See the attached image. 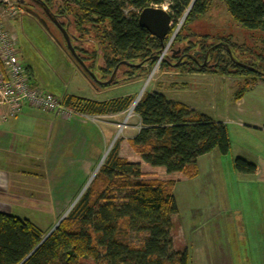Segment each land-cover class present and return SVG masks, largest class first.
Masks as SVG:
<instances>
[{"label":"trees","instance_id":"obj_1","mask_svg":"<svg viewBox=\"0 0 264 264\" xmlns=\"http://www.w3.org/2000/svg\"><path fill=\"white\" fill-rule=\"evenodd\" d=\"M42 1L51 10L52 0ZM167 1L171 4L172 23L168 37L176 28V20L182 22L168 56L159 65L160 72L246 78L235 100L256 81H264L260 74L264 72L260 69L264 58L249 56L248 60H240L236 47L227 39L217 42L227 45L231 58L224 48L216 47L209 52L206 66H198L214 45L207 44V36L196 35L189 29L217 1L224 4L229 17L241 28L263 31L264 0L64 1L57 11L71 18L74 41L92 48L90 51L73 48L84 66L82 75L92 79L97 69L99 81H106L115 67L118 66L117 72L123 69L121 79L105 86L96 83L100 88L147 75L168 37L159 42L138 25L137 16L147 7L161 8ZM17 7L25 9L20 4ZM194 53H197L194 60L187 58ZM99 59L101 64L97 65ZM122 62L139 67L125 66ZM60 101L72 113L103 116L124 112L133 97L93 101L64 94ZM133 112L140 126L128 141L130 149L144 164L162 168L166 174L193 178L197 158L213 151L226 155L230 150L224 124L169 101L159 92H143ZM232 168L243 176L255 173V165L242 158L234 159ZM172 186L171 182L143 179L140 165L121 158L119 144L114 143L87 188L43 242L45 235L31 222L0 213V264H81V259L94 264H187L186 252L174 249L170 235L171 217L177 213Z\"/></svg>","mask_w":264,"mask_h":264},{"label":"rangeland","instance_id":"obj_2","mask_svg":"<svg viewBox=\"0 0 264 264\" xmlns=\"http://www.w3.org/2000/svg\"><path fill=\"white\" fill-rule=\"evenodd\" d=\"M64 1L73 0H52V8L56 9ZM26 3L27 8L41 14L30 1ZM170 5L167 1L161 8L169 14ZM23 7L26 8L25 5ZM9 19L18 59L22 65L31 68V82L46 93L57 98L71 91L98 99L128 95L133 97V103L142 89L143 92L156 91L169 101L180 102L215 122H223L228 132L229 152L219 155L213 151L210 157L198 158L195 177L166 174L162 168L142 165V178L173 184L171 193L177 213L171 217L170 235L174 249L186 252L187 264H220L222 259L227 264H252L255 259L264 264V257L257 258L254 253L256 250L264 252V247L253 248L246 243V239L264 238V184L243 178L232 168L236 158L253 160L264 156V132L250 127L252 123L264 126V89L259 87L247 91L242 103H239V100H235V94L246 78L188 75L171 70L160 72L159 67L129 82L96 87L93 79L82 75L80 65L66 49L61 32L48 19L45 22L46 30L26 15L23 9L16 17ZM67 20L70 21V18ZM181 21L178 19L176 23ZM64 27L66 31L71 28L67 25ZM189 29L196 35L207 36L208 45L227 39L236 47L240 60H248L249 56L264 58V30L249 32L241 28L229 17L224 4L220 2L215 1L209 12ZM83 46L85 50L92 49L91 46ZM100 62L99 59L97 65ZM260 69H264V65L261 64ZM122 71L120 69L116 73V80L123 77ZM93 76L99 81L97 69ZM253 102L263 107L261 117L252 113ZM132 103L116 118L110 134H100L101 140L105 141L100 161L114 143L119 146L123 144L125 134L138 130L133 124L136 118ZM130 124H133V128ZM128 145L123 146V156L130 153ZM53 149L52 140L37 144L35 161H30L35 166L24 167L30 174L14 177L13 183L19 191L14 193L17 198L8 210L9 214L31 222L45 236L61 218L66 217L96 170L95 167L92 174L84 178L79 161L70 163L64 156L58 161L56 156H51ZM64 150L68 159L74 155L72 145H67ZM49 170L53 182L49 181ZM80 263L94 264L89 259H81Z\"/></svg>","mask_w":264,"mask_h":264},{"label":"crops","instance_id":"obj_3","mask_svg":"<svg viewBox=\"0 0 264 264\" xmlns=\"http://www.w3.org/2000/svg\"><path fill=\"white\" fill-rule=\"evenodd\" d=\"M10 20L11 19L8 18L4 19L2 21V27L9 35L13 36V28L9 26ZM23 67L25 68V73L29 80L28 82L33 87H37L31 82V68L25 65H23ZM259 87L264 89V81H256L247 91L258 89ZM142 93L143 92L139 93V95ZM64 94L84 99L90 98L89 100L92 98L93 101H108L115 99H98L80 93L77 94L73 91ZM242 97L239 99V103H242ZM256 103L258 102L256 101ZM252 105V113L254 112L258 117H261L263 115V107L261 104L256 106L253 102ZM2 112L3 111L0 110V213L4 214H9L8 210L10 204L17 198L14 193L19 191L17 186L13 183V180L15 179L14 177L18 174H30L25 170V165H27V167L29 165L35 166V164L30 161H35L37 144L52 140L54 149L51 156H56L58 161L62 159L63 156L67 158L70 163L75 162L76 160L79 161L83 168L81 172L83 173L84 178H88L92 174L93 169L99 166L102 152L101 149L105 144L104 139L103 141L101 140L100 134H110L111 131L114 130L116 118L123 113L103 116H90L73 113L67 118H61L55 113L42 112L29 107H23L15 117L3 119ZM135 118V123L133 124L139 127V120L137 116H135ZM220 123L224 124L223 122ZM133 124H130L129 126L133 128ZM251 126L258 131L264 132V126L261 124L252 123L250 127ZM137 132L138 130L135 132H132L131 130L130 133L123 136V144L121 143L119 146V156L127 160L129 163L139 164L140 167H142V165L146 164H144L131 149L129 154H125V156L122 155L123 146L128 145V141L132 139ZM67 145H72V151L74 153L69 159L64 152ZM210 155H213L212 152L203 156L210 157ZM244 160L255 165V173L251 176L242 175L243 178L264 184V156H258L253 160ZM50 171L51 170L48 171V178L50 182H53V176ZM246 243L253 248L264 247V238L257 240L246 239ZM254 253L257 258L258 256L264 257V252L261 253V251L256 250ZM220 264H227V261L222 259ZM252 264L260 263L258 259H255Z\"/></svg>","mask_w":264,"mask_h":264},{"label":"built area","instance_id":"obj_4","mask_svg":"<svg viewBox=\"0 0 264 264\" xmlns=\"http://www.w3.org/2000/svg\"><path fill=\"white\" fill-rule=\"evenodd\" d=\"M1 2L3 4L0 6V110L3 111L2 118L15 117L23 107L55 113L61 118L69 117L73 113L61 105L60 98L33 87L28 82L25 68L17 58L14 37L9 35L2 27L4 19L16 17L21 10L17 7L15 0H2ZM181 22L176 25L173 33L169 37L167 36V43L152 67V71L158 68L168 55L169 47ZM148 80L146 83H148ZM136 98L138 99H135L132 103L134 107L140 96ZM118 127L120 128V126Z\"/></svg>","mask_w":264,"mask_h":264},{"label":"water","instance_id":"obj_5","mask_svg":"<svg viewBox=\"0 0 264 264\" xmlns=\"http://www.w3.org/2000/svg\"><path fill=\"white\" fill-rule=\"evenodd\" d=\"M28 1H30L33 4H36L39 8H41L42 11L44 12V14L48 17V19L51 22H53V24L57 25L55 23L54 19L52 18V14H51L50 10L46 7V5L43 3L42 0H28ZM16 2L18 4H20V5H24V3H25L23 0H16ZM24 12H25L26 15L31 16L32 18H34L46 30L44 22L42 21V19L40 18V16L36 12L32 11L31 9H29L27 7L24 9ZM137 22H138V25L141 28L145 29L149 33V35H151L152 37H154L155 39H157L161 43L168 36L170 23H171L170 16L162 8H159V7H147L145 9L141 10L139 12L138 16H137ZM61 32L63 34V38H64V41H65L67 50L76 59L77 63L83 69L84 66H83L82 62L79 60V58L75 55L74 50L71 48L70 43H69V41L67 39V36L65 35L63 30H61ZM216 47L224 48L226 50L227 54H229V58H231L230 51H229L227 45L218 43V44L214 45L213 47H211L205 53L204 58H203V62L201 64L197 63L198 66H200V67L206 66V63H207L206 60H207V56H208L209 52L211 50H213L214 48H216ZM195 56H197V53H194L193 55H187V58L190 59V60H194ZM163 61H165V59H163ZM121 64L125 65V66H130V67H139V65H133V64L126 63V62H122ZM235 64H237L240 67H244V68L250 69L248 66L240 64V63H238L236 61H235ZM176 65L177 64H175V66ZM117 69H118V66L114 68V70H113L112 74L110 75L109 79L106 80V81H97L93 75H91V76H92V79L95 81V83H97V84H99L101 86L109 85V84H111V83H113L115 81ZM252 71L256 72L253 69H252ZM260 74L264 77V72H261ZM106 154H107V152L102 156L101 161L99 163V166L96 168L95 172L93 173L91 178L88 180L87 185L90 183V181L92 180L93 176L97 172V170L100 167L102 161L104 160ZM62 219L63 218H61L58 221V223L54 226L53 229H55L57 227V225L60 223V221ZM53 229L51 231H53ZM51 231L48 233V235L51 233ZM48 235H46L42 239V242L48 237Z\"/></svg>","mask_w":264,"mask_h":264},{"label":"flooded vegetation","instance_id":"obj_6","mask_svg":"<svg viewBox=\"0 0 264 264\" xmlns=\"http://www.w3.org/2000/svg\"><path fill=\"white\" fill-rule=\"evenodd\" d=\"M25 3H24V5L25 6H27V1L28 0H23ZM32 5H34V6H36V8H38V10L41 12V14L39 15L40 16V18L42 19V21L44 22V25H45V22H46V19H48V17L44 14V12L42 11V9L41 8H39L36 4H33L32 3ZM50 12H51V14H52V18L54 19V21H55V23L57 24V25H55V24H53V22H51L49 19V21L53 24V26H55L60 32H61V30H63L64 31V33H65V35L67 36V39H68V41H69V43H70V46H71V48L73 49L74 47H77L78 49H83V43L82 42H79V43H77L76 41H74V38L76 37L75 36V33H74V31H73V28H72V20H71V18L70 17H68V16H65V15H63V14H59L58 13V11H57V7H56V9H53V8H51V10H50ZM68 18H70V21L69 20H67ZM68 26V27H71V28H69L68 29V31H66L64 28V26ZM45 28H46V26H45ZM47 29V28H46ZM61 34H62V32H61ZM62 36H63V34H62ZM64 39V38H63ZM65 42V41H64ZM65 46H66V44H65ZM67 49V48H66ZM210 49V48H209ZM74 50V49H73ZM208 51V50H207ZM74 52H75V55L76 56H78V53H77V51L76 50H74ZM82 68L80 67V70H81Z\"/></svg>","mask_w":264,"mask_h":264},{"label":"bare ground","instance_id":"obj_7","mask_svg":"<svg viewBox=\"0 0 264 264\" xmlns=\"http://www.w3.org/2000/svg\"><path fill=\"white\" fill-rule=\"evenodd\" d=\"M164 11H165V10H164ZM153 72H154V70H153ZM141 92H143V89H142V91H141ZM139 96H140V95H139ZM139 96H138V97H139ZM137 99H138V98H137Z\"/></svg>","mask_w":264,"mask_h":264}]
</instances>
